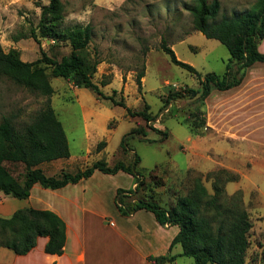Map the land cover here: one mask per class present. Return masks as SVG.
<instances>
[{"label":"rangeland","instance_id":"374dc122","mask_svg":"<svg viewBox=\"0 0 264 264\" xmlns=\"http://www.w3.org/2000/svg\"><path fill=\"white\" fill-rule=\"evenodd\" d=\"M256 1L221 0L219 18L240 15L252 9ZM49 2L0 0V43L4 50L17 48L24 61L41 57V49L56 59L71 53L68 41L40 37L38 42L31 36L32 30L38 27L43 7ZM62 2L65 8L62 29L88 24L93 27L88 50L93 61H100L93 80L99 84L101 95L90 88L76 87L64 78H51L56 89L52 105L66 131L71 157L54 161L56 168L54 164L51 168L50 164L40 167L51 169L50 174L58 172L60 166L73 173L100 159L110 165L121 157L131 161L137 153L140 157L137 168L145 174L146 186L134 199H154L165 207L173 206L180 195L188 192L196 173L202 175L209 192L213 193V180L207 177L208 172L225 166L232 168L240 179L228 182L227 192L233 194L243 189L253 223L246 264H264V124L257 131L255 128L259 125L252 127L254 133L248 141L223 138L212 128L195 135L180 119L192 112L196 102L184 96L165 103L170 93L198 88L199 80L171 61L161 49L163 41L174 49L180 60L204 74H224L231 58L223 43L194 28L193 15L188 9L194 0ZM143 68L145 75L139 90L137 77ZM218 91H212L210 102ZM46 100V96L36 91L7 78L0 79V122L5 116H15L18 126H23ZM115 100H123L125 105L116 104ZM146 104L155 120L147 122L140 115L128 114V108L142 111ZM135 128H142L147 134H131ZM124 139L133 150L122 152ZM101 141H106L107 146L97 152ZM7 165L16 176L23 177L22 164ZM191 168L195 172L185 176ZM119 179L122 186L132 185L126 176ZM2 198L0 194V216L10 217L15 207L2 204ZM176 264H194V259L182 255L177 257Z\"/></svg>","mask_w":264,"mask_h":264},{"label":"trees","instance_id":"16d2710c","mask_svg":"<svg viewBox=\"0 0 264 264\" xmlns=\"http://www.w3.org/2000/svg\"><path fill=\"white\" fill-rule=\"evenodd\" d=\"M221 7V0H194L188 9L193 15L196 30L208 38L219 40L228 48L231 58L224 74H204L194 65L180 60L165 41L161 44V49L173 63L185 68L199 80L198 88L190 87L184 92L170 93L165 101L169 104L171 100L187 96L196 102L192 112L180 119L195 135H202L203 130L209 128L205 100L212 91L238 86L251 65L264 62V53L259 50L264 38V0H257L252 9L240 15H223L219 18ZM64 10L62 0H50L42 9L37 29L31 32L38 42L40 37L68 41L72 51L61 59L53 58L41 49V57L24 61L17 48L6 51L0 43V79L7 78L47 97L43 107L25 125L18 126L15 116H5L0 122V194L27 199L36 183L45 188L59 189L91 177L96 170L107 174L125 171L134 176L136 186L129 190L118 189L117 204L120 211L131 214L146 209L155 214L162 226L177 225L180 228L167 254L150 257L154 264L173 263L178 255L173 254L172 250L177 245L182 247L181 255L192 257L194 264H246L253 223L244 202L243 189L233 194L227 192L228 182L240 179L239 174L232 170L218 168L208 172L207 177L213 180V193L209 192L202 175L196 173L188 192L180 195L173 206L165 207L154 199H134V195L146 186V176L137 168L140 162L137 153L131 161L121 157L110 165L107 160L100 159L73 173L63 167L59 174L49 175L40 167L53 160L71 157L66 131L52 105L56 89L51 78H64L76 87L90 88L101 95L99 84L93 80L100 61H93L88 50L93 27L88 24L62 29ZM144 72L143 68L137 77L139 90H142ZM106 84L103 82V85ZM115 103L125 105L123 100H115ZM148 110L149 105L146 104L142 111L128 108V114L140 115L147 122L155 120ZM164 133L167 134V131ZM131 134L145 136L147 131L135 128ZM125 142L126 139L121 145L122 152L133 150ZM106 146L107 142L101 141L96 151L101 152ZM7 163L22 164L25 169L23 177L16 176ZM191 172H195L194 169H188L184 175L190 176ZM66 228L64 219L50 209L33 206L20 208L10 217L0 216V248L7 247L18 255H25L36 247L40 236H46L49 240L45 251L60 255L64 252Z\"/></svg>","mask_w":264,"mask_h":264},{"label":"crops","instance_id":"0c3cea01","mask_svg":"<svg viewBox=\"0 0 264 264\" xmlns=\"http://www.w3.org/2000/svg\"><path fill=\"white\" fill-rule=\"evenodd\" d=\"M259 50L264 53V38ZM214 94V100L210 102V95L205 100L208 129L226 139L248 141L254 133L252 127L259 125L257 131L264 124V62L251 65L238 86ZM54 161L45 164L56 168ZM62 168L54 174L48 168L44 171L57 175ZM125 176L132 181L131 186H122L119 178ZM135 186L134 176L125 171L107 174L96 170L91 177L59 189L36 183L27 199L2 195V204H12L14 212L29 206L56 212L66 222L67 238L60 255L45 251L49 240L46 236H40L36 247L25 255L2 247L0 264H154L150 257L167 254L180 228L162 226L155 214L146 209L122 213L117 191ZM177 246L172 253L180 257L182 248ZM176 263L177 259L169 264Z\"/></svg>","mask_w":264,"mask_h":264}]
</instances>
